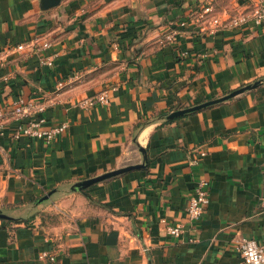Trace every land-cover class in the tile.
Returning a JSON list of instances; mask_svg holds the SVG:
<instances>
[{"label":"crops","instance_id":"1","mask_svg":"<svg viewBox=\"0 0 264 264\" xmlns=\"http://www.w3.org/2000/svg\"><path fill=\"white\" fill-rule=\"evenodd\" d=\"M255 2L60 0L42 10L40 0H0V212L9 217L0 219V264H242L239 241L264 245V23L252 21ZM241 15L246 24L211 31L213 19ZM103 90L106 105L78 104ZM17 98L42 101L46 126H67L55 143L12 137ZM140 147L144 168L71 191L141 164ZM200 179L209 201L189 222ZM162 220L182 224L181 235L170 237Z\"/></svg>","mask_w":264,"mask_h":264},{"label":"built area","instance_id":"2","mask_svg":"<svg viewBox=\"0 0 264 264\" xmlns=\"http://www.w3.org/2000/svg\"><path fill=\"white\" fill-rule=\"evenodd\" d=\"M205 13H209L210 9L205 8ZM249 17L241 15L239 17L230 19L228 21H220L218 19L212 20V32L216 30H227L229 28L238 27L246 24ZM252 21L256 25L264 23V0H256ZM22 45L16 47L17 50L22 49ZM42 48H49L48 43H43ZM61 84L57 85L60 89ZM108 102V90H103L98 95L86 98L79 101L78 104L81 107H91L94 103L100 105H106ZM45 104L38 99H23L17 98L12 101L10 105V113L15 122V126L12 130V137L18 139L22 136L32 137L37 140L43 141L46 145H51L57 141L66 130L65 124H59L56 126H46L47 121L44 117ZM3 116V111L0 109V117ZM201 155H203L201 153ZM209 201L208 182L204 179H200L189 197L187 206L185 208V215L189 222L198 221L205 212L206 205ZM166 225V232L172 238H178L183 232V225L180 223L168 224L165 220H162ZM237 250L239 252L242 264H264V245L258 243L252 239H242L237 243ZM41 257L48 258L50 261L54 260V257L46 252L41 253Z\"/></svg>","mask_w":264,"mask_h":264},{"label":"water","instance_id":"3","mask_svg":"<svg viewBox=\"0 0 264 264\" xmlns=\"http://www.w3.org/2000/svg\"><path fill=\"white\" fill-rule=\"evenodd\" d=\"M59 2H60V0H40V7L42 10H46V9L55 7L56 5L59 4ZM256 84H257V82L254 85H247V86L242 87L240 89L234 90V91L230 92L229 94H227L221 98H218V99L206 101V102L200 103V104L192 106V107L173 111L169 115H167L166 119L167 120L177 119V118L182 117L184 115H187L189 113H193V112L199 111L201 109H204L206 107L218 104V103L223 102L225 100H228V99H230V98H232V97H234L240 93H243L246 90H250ZM139 151L142 154V163L141 164L129 165V166H126V167H123V168H120V169H117L114 171L106 172L102 175H99V176H96V177H93L90 179H86V180L77 182L71 187V191H81L83 189L90 187L91 185H94V184L101 182V181H104L106 179L121 175V174L126 173V172L131 171V170L144 168L148 162L147 154H146V151L141 147L139 148ZM51 194H52V192L48 193L47 195H44L42 198L39 199L38 203H42V202L48 200V198L50 197ZM0 219H9V217H7L2 212H0Z\"/></svg>","mask_w":264,"mask_h":264},{"label":"trees","instance_id":"4","mask_svg":"<svg viewBox=\"0 0 264 264\" xmlns=\"http://www.w3.org/2000/svg\"><path fill=\"white\" fill-rule=\"evenodd\" d=\"M145 123H140V124H138L135 128V130H138L139 128H141L143 125H144Z\"/></svg>","mask_w":264,"mask_h":264}]
</instances>
